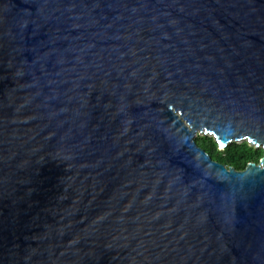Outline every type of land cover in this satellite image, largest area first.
<instances>
[{
    "label": "water",
    "instance_id": "95a60500",
    "mask_svg": "<svg viewBox=\"0 0 264 264\" xmlns=\"http://www.w3.org/2000/svg\"><path fill=\"white\" fill-rule=\"evenodd\" d=\"M264 0H0V264H264Z\"/></svg>",
    "mask_w": 264,
    "mask_h": 264
},
{
    "label": "trees",
    "instance_id": "16d2710c",
    "mask_svg": "<svg viewBox=\"0 0 264 264\" xmlns=\"http://www.w3.org/2000/svg\"><path fill=\"white\" fill-rule=\"evenodd\" d=\"M195 141L214 161L228 168L233 167L238 171L245 170L249 163L258 164L264 156L262 147L250 145L247 141L233 142L224 149H220L217 141L212 136H196Z\"/></svg>",
    "mask_w": 264,
    "mask_h": 264
},
{
    "label": "rangeland",
    "instance_id": "374dc122",
    "mask_svg": "<svg viewBox=\"0 0 264 264\" xmlns=\"http://www.w3.org/2000/svg\"><path fill=\"white\" fill-rule=\"evenodd\" d=\"M204 135V133H198V135L197 136H203ZM233 143V142H232ZM239 143H241V142H239ZM231 144V143H230Z\"/></svg>",
    "mask_w": 264,
    "mask_h": 264
}]
</instances>
